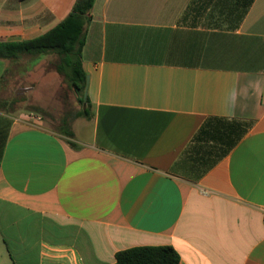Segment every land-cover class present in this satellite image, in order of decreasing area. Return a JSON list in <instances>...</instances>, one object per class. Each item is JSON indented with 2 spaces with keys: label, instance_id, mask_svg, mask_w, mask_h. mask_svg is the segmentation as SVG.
<instances>
[{
  "label": "crops",
  "instance_id": "1",
  "mask_svg": "<svg viewBox=\"0 0 264 264\" xmlns=\"http://www.w3.org/2000/svg\"><path fill=\"white\" fill-rule=\"evenodd\" d=\"M75 1L0 0V41L43 35ZM191 1H95L77 147L0 111V264L166 245L180 264H264V0L236 29L184 21ZM47 59H0V79L32 83Z\"/></svg>",
  "mask_w": 264,
  "mask_h": 264
},
{
  "label": "trees",
  "instance_id": "2",
  "mask_svg": "<svg viewBox=\"0 0 264 264\" xmlns=\"http://www.w3.org/2000/svg\"><path fill=\"white\" fill-rule=\"evenodd\" d=\"M96 0H76L72 11L54 28L34 39L24 41H0V59H7L17 62L22 57H54L51 62L54 70L73 89L82 109L73 118H91L92 104L88 96L85 97L87 74L83 67V48L86 43L87 25L91 21L92 9ZM254 0L243 2L242 12L236 19L231 29L238 28L248 9ZM213 0H192L184 16V21L189 17L191 23L196 26V18L205 12ZM236 5L239 3L235 0ZM229 14L236 6L227 8ZM13 71L7 70L0 79V86L6 87L9 84V77ZM19 98L11 100H0V107L3 111L10 112V109L19 102ZM40 116H44L41 107L34 106L31 109ZM60 134L68 138L72 147H77L73 141L75 134L66 118L62 119L59 126ZM116 260L113 264H180L181 257L178 251L169 245L166 246H137L125 249L116 253Z\"/></svg>",
  "mask_w": 264,
  "mask_h": 264
},
{
  "label": "rangeland",
  "instance_id": "3",
  "mask_svg": "<svg viewBox=\"0 0 264 264\" xmlns=\"http://www.w3.org/2000/svg\"><path fill=\"white\" fill-rule=\"evenodd\" d=\"M244 1L238 0L239 3L236 5L235 0H213L194 23L209 28L231 29L242 12ZM229 5L236 6L230 14L227 11ZM52 61L54 57H48L45 60L39 72L41 75L36 73L31 76L32 83L24 81L11 84L10 79L13 77H9V84L6 87L0 86V100L19 98V102L10 109V112L14 114L29 113L34 106L41 107L45 113L40 119L48 128L60 133L59 126L62 124V119L66 118L72 129L77 132L78 138H87L90 128L85 122L86 118L72 119L73 113L82 109V104L78 101L73 89L54 70ZM0 111H3L1 107Z\"/></svg>",
  "mask_w": 264,
  "mask_h": 264
},
{
  "label": "water",
  "instance_id": "4",
  "mask_svg": "<svg viewBox=\"0 0 264 264\" xmlns=\"http://www.w3.org/2000/svg\"><path fill=\"white\" fill-rule=\"evenodd\" d=\"M88 77H87V80H86V84L88 83ZM87 96V93H86V90H85V97Z\"/></svg>",
  "mask_w": 264,
  "mask_h": 264
}]
</instances>
